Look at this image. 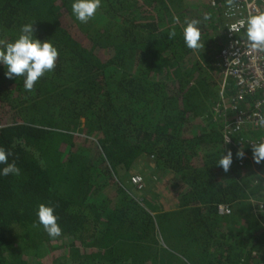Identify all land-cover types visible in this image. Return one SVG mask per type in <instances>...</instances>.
<instances>
[{"label": "trees", "instance_id": "trees-1", "mask_svg": "<svg viewBox=\"0 0 264 264\" xmlns=\"http://www.w3.org/2000/svg\"><path fill=\"white\" fill-rule=\"evenodd\" d=\"M73 3L0 0V41L31 23L58 50L31 91L0 63V147L20 168L0 174V264H259L264 161L248 142L264 132L223 121L258 97L238 105L223 80L227 0H101L87 23ZM192 19L198 50L183 37ZM41 203L60 236L39 223Z\"/></svg>", "mask_w": 264, "mask_h": 264}, {"label": "clouds", "instance_id": "clouds-1", "mask_svg": "<svg viewBox=\"0 0 264 264\" xmlns=\"http://www.w3.org/2000/svg\"><path fill=\"white\" fill-rule=\"evenodd\" d=\"M229 8L234 4V0H227ZM101 6V0H74L72 12L76 19L82 23H87L94 17L97 9ZM210 17L205 15L204 19ZM198 19H192L186 23L183 29L185 44L189 49L198 50L205 47L201 41V31ZM231 31L234 29L229 28ZM35 29L33 24L22 25L20 34L14 42L0 41V63L7 68V77H21L24 79V88L31 91L35 83L46 72L54 70L58 58V50L50 40L41 41L34 37ZM170 38L175 36V32H170ZM246 36L249 46L253 50L264 51V10H257L250 13L246 21ZM264 136V135H263ZM262 136V137H263ZM229 138H226V143ZM252 152L254 162L259 164L264 161V140L253 142ZM10 153L0 147V174L8 176L10 174L19 175L20 168L15 161L9 162ZM238 158H243L245 153L240 149L236 153ZM233 163V153L231 150L224 153L219 158L217 165L222 166L224 172H228ZM39 223L50 237H58L62 233V228L58 223V218L54 214L53 206L41 203L38 206Z\"/></svg>", "mask_w": 264, "mask_h": 264}, {"label": "built area", "instance_id": "built-area-1", "mask_svg": "<svg viewBox=\"0 0 264 264\" xmlns=\"http://www.w3.org/2000/svg\"><path fill=\"white\" fill-rule=\"evenodd\" d=\"M210 4L216 5L215 0H210ZM257 10H264V0H236L232 7H228L224 12L227 21L226 43L217 58L223 80L226 84L229 79L236 82L239 91L235 101L238 105L247 95L258 96L251 111L238 110L235 106L233 110L238 111L234 116L225 115L223 121L227 130L240 131L249 127L264 132V51L253 50L246 36L247 18ZM261 140H264V136L258 140H249L248 143L252 146L253 142ZM131 181L138 190L145 187V180L139 174H134ZM262 195L260 210L264 209V192ZM218 211L222 215H230L232 208L229 205H221ZM259 264H264V257Z\"/></svg>", "mask_w": 264, "mask_h": 264}, {"label": "rangeland", "instance_id": "rangeland-1", "mask_svg": "<svg viewBox=\"0 0 264 264\" xmlns=\"http://www.w3.org/2000/svg\"><path fill=\"white\" fill-rule=\"evenodd\" d=\"M208 1V0H207ZM135 172H139V171H137V170H134V173ZM145 184H146V181H145ZM167 202H168V199L166 200ZM171 205H173V203H170Z\"/></svg>", "mask_w": 264, "mask_h": 264}]
</instances>
